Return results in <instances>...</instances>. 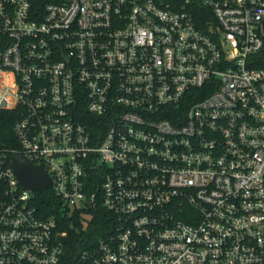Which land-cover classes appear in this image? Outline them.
Returning <instances> with one entry per match:
<instances>
[{
    "label": "built area",
    "instance_id": "2783aa9c",
    "mask_svg": "<svg viewBox=\"0 0 264 264\" xmlns=\"http://www.w3.org/2000/svg\"><path fill=\"white\" fill-rule=\"evenodd\" d=\"M0 110L63 210L0 145V264H264V0H0Z\"/></svg>",
    "mask_w": 264,
    "mask_h": 264
},
{
    "label": "trees",
    "instance_id": "16d2710c",
    "mask_svg": "<svg viewBox=\"0 0 264 264\" xmlns=\"http://www.w3.org/2000/svg\"><path fill=\"white\" fill-rule=\"evenodd\" d=\"M18 119L17 111L0 110V145L9 157L20 151V145L13 130ZM33 205L44 218L56 216L58 219H63L60 199L51 188L35 191ZM114 223L115 216L101 205L92 211L87 224H82L78 219H75L74 223L66 221L64 225L70 233L67 259L69 257L75 260L81 249L92 246L99 237L108 235Z\"/></svg>",
    "mask_w": 264,
    "mask_h": 264
},
{
    "label": "water",
    "instance_id": "95a60500",
    "mask_svg": "<svg viewBox=\"0 0 264 264\" xmlns=\"http://www.w3.org/2000/svg\"><path fill=\"white\" fill-rule=\"evenodd\" d=\"M12 168L20 184L31 191L48 189L53 185L51 176L20 153L12 154Z\"/></svg>",
    "mask_w": 264,
    "mask_h": 264
}]
</instances>
